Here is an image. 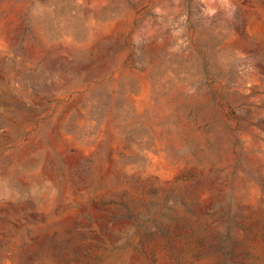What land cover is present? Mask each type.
I'll return each instance as SVG.
<instances>
[{
	"label": "rangeland",
	"instance_id": "obj_1",
	"mask_svg": "<svg viewBox=\"0 0 264 264\" xmlns=\"http://www.w3.org/2000/svg\"><path fill=\"white\" fill-rule=\"evenodd\" d=\"M0 264H264V0H0Z\"/></svg>",
	"mask_w": 264,
	"mask_h": 264
}]
</instances>
